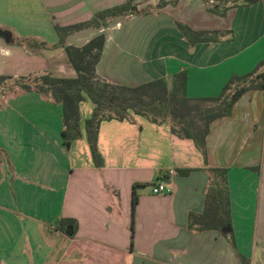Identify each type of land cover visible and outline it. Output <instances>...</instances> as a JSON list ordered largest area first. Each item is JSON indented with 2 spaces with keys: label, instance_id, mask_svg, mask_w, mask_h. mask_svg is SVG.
<instances>
[{
  "label": "crops",
  "instance_id": "1",
  "mask_svg": "<svg viewBox=\"0 0 264 264\" xmlns=\"http://www.w3.org/2000/svg\"><path fill=\"white\" fill-rule=\"evenodd\" d=\"M127 2L0 0V26L47 44L35 53L6 46L0 76L75 78L65 51L53 48L59 41L53 24L89 22ZM132 4L134 13L66 40L83 47L105 36L96 66L101 80L130 88L163 81L171 93L176 74L186 71L190 99L217 98L233 76L255 70V84L262 83L264 0ZM178 24L219 34L191 44ZM2 99L0 264H241L239 254L255 264L264 252V89L246 91L229 116L210 123L206 156L173 134L169 116L153 122L130 111L122 120H103L100 167L87 140L95 109L88 98L79 107L81 137L68 147L63 107L49 95L19 91ZM158 183L171 193L153 195Z\"/></svg>",
  "mask_w": 264,
  "mask_h": 264
},
{
  "label": "trees",
  "instance_id": "2",
  "mask_svg": "<svg viewBox=\"0 0 264 264\" xmlns=\"http://www.w3.org/2000/svg\"><path fill=\"white\" fill-rule=\"evenodd\" d=\"M257 0H247L253 3ZM133 0L116 8L100 12L89 22L72 26L60 27L53 24V29L58 36V43L53 48H62L65 51L69 65L76 71L75 78L55 77L52 74H44L36 78L33 83L20 84L25 92L35 91L49 95L53 101L63 107L64 130L62 137L68 147L73 141L81 137L79 130L81 102L88 98L95 106L94 114L86 122L87 140L90 146L93 160L97 167L102 164L97 151L98 128L103 120L119 119L127 117L130 111L135 114L147 115L153 122L170 117L173 134L191 139L196 147L206 156V136L210 123L220 117L229 116L233 105L250 89H264V75L262 83L255 84L252 78L255 72L245 76H233L224 87L222 94L212 99H190L186 95L187 73L181 71L175 76L174 89L171 93L163 81L144 84L139 87H125L111 85L101 80L96 74V66L100 61L104 46L105 36L99 35L93 38L83 47L67 45L69 36L87 28L106 27L109 19L134 13ZM178 27L191 44L206 41L204 36L219 32H194L182 24ZM216 39V38H215ZM18 46L27 47L30 50L40 51L47 49V44L37 39H20ZM10 79L0 76V85ZM238 84H242L239 86ZM236 87V88H235ZM231 90L232 93L227 94ZM204 104H215L216 108L203 107ZM225 174V170H213ZM138 202L136 193L133 194V212ZM227 224L231 226L230 207L227 206ZM230 242L235 247L233 232L228 234ZM241 264H250V261L240 254Z\"/></svg>",
  "mask_w": 264,
  "mask_h": 264
},
{
  "label": "rangeland",
  "instance_id": "3",
  "mask_svg": "<svg viewBox=\"0 0 264 264\" xmlns=\"http://www.w3.org/2000/svg\"><path fill=\"white\" fill-rule=\"evenodd\" d=\"M212 5V4H210ZM0 32H2L5 37L2 38L0 37V56L6 54L5 49L6 46H18L20 43V39H18L15 35H13L11 32H9L8 30H6L3 26H0ZM33 53H35L36 51L30 50ZM44 74H37V75H31V76H27V77H19V78H10L7 81H5L3 84L0 85V102H3L4 100L2 99L3 97H7L10 94H16L19 91H24L20 88V84H25L27 82L29 83H33V81L36 78H39L40 76H42ZM206 106H210L213 108H216L215 104H204L202 105L203 107ZM255 264H264V252L262 253V255H260L258 258H256L254 260Z\"/></svg>",
  "mask_w": 264,
  "mask_h": 264
},
{
  "label": "built area",
  "instance_id": "4",
  "mask_svg": "<svg viewBox=\"0 0 264 264\" xmlns=\"http://www.w3.org/2000/svg\"><path fill=\"white\" fill-rule=\"evenodd\" d=\"M171 193V189H169L164 183H158L152 188V194L159 195H168Z\"/></svg>",
  "mask_w": 264,
  "mask_h": 264
},
{
  "label": "water",
  "instance_id": "5",
  "mask_svg": "<svg viewBox=\"0 0 264 264\" xmlns=\"http://www.w3.org/2000/svg\"><path fill=\"white\" fill-rule=\"evenodd\" d=\"M0 37L4 38L5 35L2 32H0Z\"/></svg>",
  "mask_w": 264,
  "mask_h": 264
}]
</instances>
